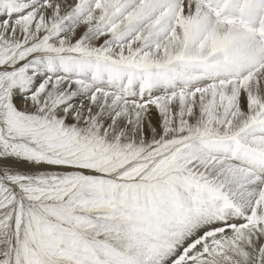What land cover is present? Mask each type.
I'll return each instance as SVG.
<instances>
[{"label":"snow or ice","instance_id":"snow-or-ice-1","mask_svg":"<svg viewBox=\"0 0 264 264\" xmlns=\"http://www.w3.org/2000/svg\"><path fill=\"white\" fill-rule=\"evenodd\" d=\"M0 264H264V0H0Z\"/></svg>","mask_w":264,"mask_h":264}]
</instances>
